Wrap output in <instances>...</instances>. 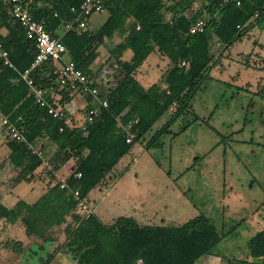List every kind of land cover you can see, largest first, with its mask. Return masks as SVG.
Segmentation results:
<instances>
[{
	"label": "trees",
	"instance_id": "1",
	"mask_svg": "<svg viewBox=\"0 0 264 264\" xmlns=\"http://www.w3.org/2000/svg\"><path fill=\"white\" fill-rule=\"evenodd\" d=\"M22 1L35 20L44 21L50 34L60 37L69 58L91 74L99 97L108 105L101 107L85 128L41 110L21 76L33 62L35 43L24 37L22 26L7 13L9 0H0V29H6L5 34L0 33V42L12 63L5 64L0 56V115L22 128L24 135L21 140L6 135L7 160L18 168L15 182L32 180L43 166L41 180L47 187L33 203L19 198L7 207L0 202V220L19 221L26 235L40 239H48L51 228L66 223L64 245L79 264H194L209 254L222 235L205 214L180 225L138 224L123 216L104 224L92 212L86 216L73 213L76 201L71 190L78 189L86 199L90 191L107 186L114 166L164 113L174 107L146 147L177 117L191 113L193 97L223 51L245 35L250 38L254 27H263L264 0H241L240 5L225 6L218 0H200L198 7L195 0H105L108 16L94 31L64 28L78 18L82 0ZM203 13L204 30L190 34L188 28ZM115 33L122 34L121 40L110 45L108 52L118 73L109 84L90 65L98 48ZM127 49L132 55L126 60L122 55ZM155 49L167 58L168 66L160 79L145 86L136 71ZM30 75L36 87L61 90L56 83L57 64L52 61L32 69ZM69 98L64 96L61 102ZM135 118L130 129L134 137L128 142L124 126ZM187 126L185 123L180 130ZM38 140L33 151L30 145ZM70 158H74L71 171L62 178L67 187L61 188L55 172ZM69 215L72 221L67 222ZM247 247L251 258L228 256L226 264H264V227L250 236Z\"/></svg>",
	"mask_w": 264,
	"mask_h": 264
},
{
	"label": "rangeland",
	"instance_id": "2",
	"mask_svg": "<svg viewBox=\"0 0 264 264\" xmlns=\"http://www.w3.org/2000/svg\"><path fill=\"white\" fill-rule=\"evenodd\" d=\"M106 17V11L92 14L88 27L97 29ZM249 33L250 38L245 35L223 51L193 97L192 112L177 117L146 147L174 107L164 113L114 166L108 189L88 194L90 211L102 223L123 216L138 224L180 225L205 214L222 236L194 264H226L228 256L251 258L247 241L264 227V25ZM100 56L93 68L108 67L112 81L118 66L106 49ZM159 63L147 68L156 71L145 72L148 82L166 67ZM75 119L82 121L83 114L76 113ZM5 139L0 131V188L11 186L18 170L5 161ZM11 188L15 197L33 203L45 184L20 180ZM7 223L0 221V264H79L64 245L66 223L51 228L48 239L26 235L21 222Z\"/></svg>",
	"mask_w": 264,
	"mask_h": 264
},
{
	"label": "built area",
	"instance_id": "3",
	"mask_svg": "<svg viewBox=\"0 0 264 264\" xmlns=\"http://www.w3.org/2000/svg\"><path fill=\"white\" fill-rule=\"evenodd\" d=\"M10 6L7 10L12 19L19 22L24 31L26 39H32L35 43V55L30 68L26 69L22 74V78L29 85V92L31 93L35 104L46 111L49 115L55 118H66V102H61L64 96H70L73 92L84 96H91V102L87 103L84 108V121L81 124L82 128L93 120L99 114L101 107L108 105L107 100L100 98L98 88L93 83L91 74L84 72L78 67L72 59H64L67 54L66 46L61 41L59 36H53L46 29L44 21H37L32 14L25 8L22 0H9ZM220 6L228 4L240 5L241 0H218ZM105 9V0H82L78 18L73 22H68L64 25L65 29H85L88 27L89 20L92 14L101 12ZM73 10V8H72ZM206 19L200 17L196 19L188 28L190 34L202 32L205 28ZM0 56L3 62L12 65L8 57V51L2 48L0 42ZM52 61L57 64L58 77L56 83L61 87L60 91H55L53 86L48 89L36 87L33 84V78L30 71L42 65L44 62ZM186 65L187 63L182 62ZM50 94H47L48 92ZM137 121V118L130 121L124 130L126 132V140L130 142L134 137L131 125ZM2 124L6 127L8 136L13 139H24L22 128L18 127L14 122H11L8 117H2ZM61 129V128H60ZM33 151L35 146L30 145ZM74 159V158H73ZM77 177L80 176L78 172ZM60 187L66 188V182L61 179ZM73 199L76 201L77 212L83 215H88L90 211L89 204L86 199L80 197L78 189L71 190Z\"/></svg>",
	"mask_w": 264,
	"mask_h": 264
},
{
	"label": "crops",
	"instance_id": "4",
	"mask_svg": "<svg viewBox=\"0 0 264 264\" xmlns=\"http://www.w3.org/2000/svg\"><path fill=\"white\" fill-rule=\"evenodd\" d=\"M201 4V1L200 0H195V6L196 7H198L199 5ZM104 11H106L107 12V10H106V8L103 10V11H101V12H104ZM97 13H100V12H97ZM107 16H108V12H107ZM202 17L203 18H205L206 17V13H203V15H202ZM107 18V17H106ZM105 18V19H106ZM166 18H169V14H166ZM104 22V21H103ZM102 22V23H103ZM101 23V24H102ZM100 24V25H101ZM257 27V26H256ZM89 28V27H88ZM255 28V27H254ZM260 28H262V27H260ZM90 29V28H89ZM90 30H92V29H90ZM96 30V29H95ZM92 31H94V30H92ZM0 33H2V34H5L6 33V29L5 28H1L0 29ZM121 37H122V34L120 33H115L114 35H113V37L112 38H110V39H108L107 40V44L106 45H101L99 48H98V55H97V57L94 59V61L92 62V64L90 65V67L92 68V70L95 72V71H98V73H99V75L103 78V82H106V80H108V83L109 84H113V82L112 81H115V79H114V75L112 76V78H111V80L112 81H109V79H110V77H109V75H108V73H107V69H108V67H104V68H102L101 69V67H100V69L98 70H96V69H94L93 68V65H94V63L98 60V59H100L101 58V51L102 50H107V53H108V56H110V54H109V52H108V47L110 46V45H113V44H115L116 42H118V41H120L121 40ZM155 54H154V57L152 58V59H150V61L149 62H147V64L146 65H144V66H142L143 65V63L145 62V60L150 56H148L144 61H143V63L138 67V69H137V71H136V77H137V79L143 84V85H145V86H148L149 84H151L152 82H154V81H157L158 79H160L163 75H164V72H165V70H166V68H167V66H168V60H167V58L165 57V56H163V55H161L156 49L153 51ZM152 53V52H151ZM150 53V54H151ZM68 55V54H67ZM131 55H132V51H131V49H127V50H125L124 52H123V55H122V58L123 59H129L130 57H131ZM68 57H69V55H68ZM108 58V57H107ZM110 58L115 62V60H114V58L112 57V56H110ZM157 60H156V59ZM153 61H155L153 64H152V62ZM159 62H161V63H165L166 64V67H164V69L162 70V73H161V75H160V77H157V79H155V80H151L150 82H148V77L145 75V72H146V74H148V73H150V74H153V73H156V71H155V68H154V71H150L149 72V70H150V68H152L154 65H157V67H159V65L158 64H160ZM116 63V62H115ZM103 67V66H102ZM144 67H146V68H144ZM147 68H149V70H147ZM145 70V71H144ZM161 85H163L164 83L163 82H161L160 83ZM70 98L66 101V105H65V107H66V120L67 121H69V122H72V123H75L76 125H79V126H81V124H82V122L84 121V108H85V105L87 104V103H90L91 102V100L89 101V98H88V96H84V95H81V94H79V93H75V92H73L70 96H69ZM76 113H82L83 114V120L82 121H80V122H78L76 119H75V114ZM2 117H7V116H3V115H0V131H2V133L4 134V138L6 137V135L8 136V134H7V131H6V127L2 124ZM39 140H41V139H39ZM38 140V143H36L34 146L36 147V146H38L39 145V143H40V141ZM4 143V146H6V144H5V141L3 142ZM7 147V146H6ZM3 152H4V158H5V161H6V163L8 164H10V166L11 167H13V168H16V167H14L8 160H7V153H8V148H7V151H4L3 150ZM73 163H74V159L73 158H70L68 161H66L62 166H61V170L60 171H58V172H55V175H56V178H58V179H62L63 178V173L64 174H69V172L71 171V167H72V165H73ZM47 165V164H46ZM8 166V165H7ZM42 167L43 166H41V167H39L36 171H35V173H34V177H33V179H35V180H40L41 182H43L44 184H45V181H42L41 180V178L42 177H39L37 174H39V172L40 171H42ZM1 170V169H0ZM17 172H18V170H17ZM17 174V173H16ZM110 175V174H109ZM108 178V182H109V176L107 177ZM32 179V180H33ZM17 182H15L14 181V183L10 186H5V185H3L1 188H0V202L2 203V204H4L5 206H7V207H10V206H12L20 197H15L13 194H12V186H14L15 184H16ZM108 187H109V183H108V185L107 186H105V187H103V188H99V189H108ZM46 189H47V187H46V184H45V191H46ZM44 191V192H45ZM93 191V190H92ZM91 192V191H90ZM89 192V193H90ZM88 193V194H89ZM88 196V195H87ZM22 199V198H21ZM0 221H2V220H0ZM19 222V221H18ZM16 223V222H15ZM6 224V223H5ZM7 224H13V223H7ZM259 230V229H258ZM257 231V230H256ZM255 231V232H256ZM254 232V233H255ZM253 233V234H254ZM137 264H140V261H138L137 262Z\"/></svg>",
	"mask_w": 264,
	"mask_h": 264
},
{
	"label": "flooded vegetation",
	"instance_id": "5",
	"mask_svg": "<svg viewBox=\"0 0 264 264\" xmlns=\"http://www.w3.org/2000/svg\"><path fill=\"white\" fill-rule=\"evenodd\" d=\"M36 251H38V250L36 249Z\"/></svg>",
	"mask_w": 264,
	"mask_h": 264
}]
</instances>
